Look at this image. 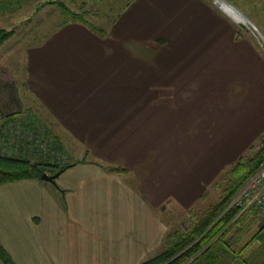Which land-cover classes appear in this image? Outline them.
<instances>
[{"label":"crops","instance_id":"1","mask_svg":"<svg viewBox=\"0 0 264 264\" xmlns=\"http://www.w3.org/2000/svg\"><path fill=\"white\" fill-rule=\"evenodd\" d=\"M216 1L130 0L102 33L78 22L54 26L22 50L15 78L24 106L0 64V115L34 111L82 161L58 175V186L0 185V243L15 264L147 261L167 230L163 211L205 197L183 201L190 178L209 186L257 144L264 0H220L247 24ZM239 218L257 222L251 211L231 223Z\"/></svg>","mask_w":264,"mask_h":264},{"label":"rangeland","instance_id":"2","mask_svg":"<svg viewBox=\"0 0 264 264\" xmlns=\"http://www.w3.org/2000/svg\"><path fill=\"white\" fill-rule=\"evenodd\" d=\"M10 1L11 0H5V2L1 1L0 3H2V6L6 7ZM129 1L130 0H26L21 4L19 9H16L15 6H9L11 12L4 11L3 8H0V29L3 31L13 32V35L5 42H3L2 46L0 47V64L4 66H7L8 64L11 70L10 73L13 74L12 76L14 77L13 81L14 86L16 87L15 91L18 92L21 106H24L26 103L24 102L22 96H20V78H15V76H19L22 50L31 48L33 45L39 43L41 40H43L45 34H47L49 30L63 22L61 18V10L58 4L64 5V7H66L71 12L82 15L85 20L97 26V28L102 31V28H104L105 25H107V23L116 16V13L120 12L121 9H123V7H125V5ZM261 47L264 51V46L262 44ZM3 70L4 68H2V71ZM130 96L131 98L135 99V96ZM124 100L125 99H121L120 101L124 102ZM25 108L26 107H23V110H21L17 115H14L10 118L2 117V119L0 120V127L3 128V126H5L6 130V134H3V136L9 135L11 132L13 135L16 133V135H18V137L20 138L19 144L22 147H20V150H18V155L16 157L27 159L28 161L34 158V160L38 162H50L52 160L51 157L49 156V159L47 160V158H45V156L43 155L44 153L42 152L43 149L41 147V150L37 152V143L34 140L37 138V135L39 133H41V137L43 139H47L45 138V135H48L47 132L50 135H52V132H49V128L47 127L48 125L44 122V120L40 119L38 114L30 109ZM3 118L7 119L6 121H10V123L13 124L5 125L6 123ZM27 118L35 119V128L38 125V131H31V128L26 129L23 125L20 124V122H24L23 120ZM184 132H186V130H184ZM3 136H0V144L7 146L6 142L3 139ZM171 142L174 143V138L168 139V145H170ZM1 153H3V155L13 154L12 151L8 149V147ZM53 156L55 158L57 167H62L64 165H69L73 162H77V159L75 160L70 158L69 154L64 150V148L63 151H57ZM29 162L34 163L33 161ZM262 168H264V166H262ZM262 168H260L259 171ZM43 172L48 175H53L55 170L46 168ZM218 177L219 175L214 181H212V183H210L209 186L201 184L199 176L190 178L188 187L190 191H185V193L182 194V196L184 197H181L183 201L188 203L189 197H192L200 192L202 193L203 191L205 197L202 198L198 203L187 209H182L179 206L171 205L166 208L165 211H163L161 219L167 227L166 233L162 237V240L157 239L152 242L149 248V255L145 260L155 257L166 249V239L168 235H170L174 231L183 232L186 231V229H191L194 226L195 222L203 215L205 210H207L210 205L214 204L217 201L218 197H220L221 195V188L213 189V187L211 186L215 185V181L218 180ZM63 180L64 178L55 180L54 185L58 186V183L62 184ZM15 194L21 197L23 196L20 192ZM261 225H264V217L257 218L256 223L245 222L239 224V226H232L230 229L229 233L232 234V237L237 236L240 238L239 242L236 241V244L238 245L232 244L234 253L236 254L237 252L236 255H238L240 251H244L242 253V258L245 259L248 264H261V262H264V250L261 247L262 241L250 243V239H252V236H255V234L259 230H256V226L260 228ZM212 226L213 225L208 227V230H211ZM225 241L227 240L225 239ZM245 246L248 247L246 250H244ZM237 264L239 263L237 262Z\"/></svg>","mask_w":264,"mask_h":264},{"label":"trees","instance_id":"3","mask_svg":"<svg viewBox=\"0 0 264 264\" xmlns=\"http://www.w3.org/2000/svg\"><path fill=\"white\" fill-rule=\"evenodd\" d=\"M5 0H0V2ZM26 0H11L6 7L0 3V8L4 11L11 12L9 6H15L19 9L21 4ZM61 10V24H67L68 22H78L88 25L92 30L97 33H102L92 23H89L83 18L82 15L69 11L64 5L58 4ZM13 35L12 31H3L0 29V47L3 42ZM6 116V117H12ZM5 117V118H6ZM5 120V125L13 124L10 121ZM2 116L0 115V120ZM12 120V119H11ZM20 122L26 129L31 128V131L37 130L35 128V119L27 118ZM38 131V130H37ZM50 132V131H49ZM6 134L5 126L0 127V135ZM8 134V133H7ZM45 135V138L49 139L51 143L47 146V160L49 156L55 155L57 151H63V146L60 142L50 135ZM52 134V133H51ZM8 136V137H7ZM6 139H9L10 135H4ZM50 147V148H49ZM59 149H57V148ZM30 161V160H29ZM27 159H21L18 157L0 155V185L10 182H17L22 180H40V176L44 173V169L55 170L57 172H63L71 166H74L81 162H73L69 165L57 167L56 162H34L30 163ZM264 166V133L259 137L257 144L249 148L248 154L240 157L229 169L225 170L220 178L214 185V188H221V195L217 201L210 205L203 215L195 222L191 229L186 231H174L167 237V246L164 251L156 255L155 257L144 261L140 264H248L245 259L242 258L240 251L237 254L234 253L231 240L224 242V238L230 232L232 226L240 224V218L231 221L239 213V208L230 206L232 200L238 195V193L245 187V185L251 180L260 168ZM109 172H125L126 170L121 168H108ZM230 206V207H229ZM243 215V214H242ZM230 224V225H229ZM212 226L211 230L208 227ZM214 229V230H213ZM236 238V237H233ZM262 241V249L264 250V225L257 231L255 236H252L250 243ZM248 247L245 246L244 250ZM0 264H15L6 250L0 243ZM264 264V262H261Z\"/></svg>","mask_w":264,"mask_h":264},{"label":"built area","instance_id":"4","mask_svg":"<svg viewBox=\"0 0 264 264\" xmlns=\"http://www.w3.org/2000/svg\"><path fill=\"white\" fill-rule=\"evenodd\" d=\"M234 21H236V20H234ZM236 22H239V21H236ZM9 135H10L9 139H6L3 136V139L6 142L7 146L0 144V147H1L0 154L2 156L3 153H1V152L5 151V149L8 147V149H10L13 154H9L6 156L16 157L18 155V150H20V147H22L19 144L20 138L18 137V135H16V133L13 135L10 132ZM34 141L37 143L36 144L37 152H39V150H41L40 149V147H41L43 149V151H42L44 153L43 155L46 158L48 155L47 154L48 153L47 152V149H48L47 146H48V143H51L50 140L49 139H43L41 137V133H39L37 135V138ZM34 141H31V142H34ZM36 146H35V148H36ZM33 154H34V152H33ZM51 159H52L51 162L53 163L55 161V158L52 154H51ZM30 161L36 162V160H34V158ZM233 205L235 207L239 208L238 215H242L248 211H251L252 214L257 218H263L264 217V168H262L258 173H256V175L251 180H249V182L245 185V187L232 200L230 206H233Z\"/></svg>","mask_w":264,"mask_h":264},{"label":"bare ground","instance_id":"5","mask_svg":"<svg viewBox=\"0 0 264 264\" xmlns=\"http://www.w3.org/2000/svg\"><path fill=\"white\" fill-rule=\"evenodd\" d=\"M218 6L220 7V9H222L226 14L228 13L229 16L236 21H239L243 24H247L246 21L235 11L233 10L229 5H227L226 3L218 0L217 1Z\"/></svg>","mask_w":264,"mask_h":264},{"label":"water","instance_id":"6","mask_svg":"<svg viewBox=\"0 0 264 264\" xmlns=\"http://www.w3.org/2000/svg\"><path fill=\"white\" fill-rule=\"evenodd\" d=\"M60 173L61 172H57V173H55L53 175H48L46 173H42L41 176H40V180L44 181V182H47V183L55 184V179L58 177V175Z\"/></svg>","mask_w":264,"mask_h":264}]
</instances>
